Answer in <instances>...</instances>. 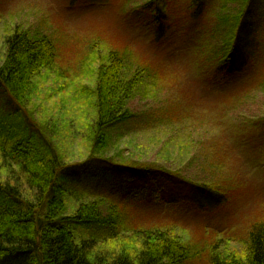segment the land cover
Here are the masks:
<instances>
[{
    "label": "rangeland",
    "instance_id": "374dc122",
    "mask_svg": "<svg viewBox=\"0 0 264 264\" xmlns=\"http://www.w3.org/2000/svg\"><path fill=\"white\" fill-rule=\"evenodd\" d=\"M68 1L0 0V65L15 28L32 37L57 39L58 56L31 79L24 109L29 132L45 137L64 164L76 166L60 183L70 192L58 218L74 217L80 202H95L102 221L119 212L121 230L130 223H172L181 239L193 246L181 264H206L202 249L214 240L221 239L220 252L227 239H233L231 249L239 247L234 243L240 244L250 225L264 218V0H253V53L241 71L230 75L216 72L228 48L229 26L223 18L236 14L244 0H204L194 19L185 13L190 0H158L166 29L161 33L154 14L145 8L148 0H128L122 9L120 0L83 1L80 7H70ZM99 29L110 41L133 47L130 72L138 70L140 81L126 103L129 119L106 130L108 148L89 161L93 146L98 148L91 123L103 57L100 52L86 63L83 58ZM11 122L13 139L15 135L14 140H20L23 126ZM104 159L151 171L145 175L127 167L114 173ZM177 178L221 184L232 201L205 213L185 198L190 184ZM107 227L104 222L98 228H73L79 237Z\"/></svg>",
    "mask_w": 264,
    "mask_h": 264
},
{
    "label": "trees",
    "instance_id": "16d2710c",
    "mask_svg": "<svg viewBox=\"0 0 264 264\" xmlns=\"http://www.w3.org/2000/svg\"><path fill=\"white\" fill-rule=\"evenodd\" d=\"M83 1L107 0H69L68 5L80 7ZM120 1L122 9L128 0ZM157 1L148 0L145 8H150L149 12L154 14L153 21L161 33L166 30L160 22L164 11L157 7ZM203 2L188 1L186 16L190 19L197 17ZM240 7L236 14L223 18L229 26V37L225 40L228 48L219 57L216 71L219 74L230 75L241 71L247 56L253 53L257 38L253 0H244ZM96 31L99 34L89 41L83 58L86 63L89 56L99 57L100 52L103 57L94 92L96 116L91 123V127L95 128L98 148L93 146L89 161L99 158L98 153L108 148L110 139L106 130L129 119L126 103L140 81L136 75L138 70L130 72L132 67L128 60H131L129 55L133 47L115 39L110 41L104 30ZM5 48V60L0 65V264L183 263L193 246L181 239L172 223L163 226L130 223L121 230L117 228L121 218L117 217L119 212L112 213L110 220L102 221L95 202H80L74 217L58 218V212L63 209L64 196L70 192L60 183L67 181V170L76 166L64 164L45 137L29 132L26 121L30 119L24 109V95L31 79L51 66L58 56L57 39L50 35L32 37L26 31L15 28L9 33ZM13 119L15 125L23 126L21 139L16 141L10 130ZM30 126H33L32 123H29ZM102 161L114 173L126 172L127 167L133 168L112 159ZM131 170L145 175L151 171L147 167ZM163 174L174 176L168 171ZM176 180L190 184L185 198L205 213L223 208L232 201L221 184H199L184 178ZM104 222L108 227L101 233L75 236V225L98 228ZM239 239L237 243L240 244L234 243L239 247L232 249L228 243L233 239H227L223 252L217 250L221 239L216 243L212 241L211 246L202 249L206 254L203 257L206 264H264V218L252 223L243 238Z\"/></svg>",
    "mask_w": 264,
    "mask_h": 264
}]
</instances>
